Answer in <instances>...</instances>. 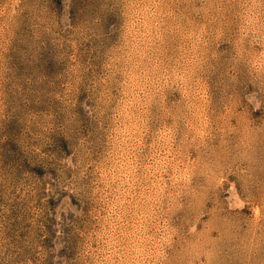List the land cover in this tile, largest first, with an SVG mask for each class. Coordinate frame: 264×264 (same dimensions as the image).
<instances>
[{
    "label": "rangeland",
    "instance_id": "1",
    "mask_svg": "<svg viewBox=\"0 0 264 264\" xmlns=\"http://www.w3.org/2000/svg\"><path fill=\"white\" fill-rule=\"evenodd\" d=\"M0 264H264V0H0Z\"/></svg>",
    "mask_w": 264,
    "mask_h": 264
}]
</instances>
